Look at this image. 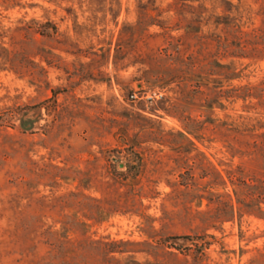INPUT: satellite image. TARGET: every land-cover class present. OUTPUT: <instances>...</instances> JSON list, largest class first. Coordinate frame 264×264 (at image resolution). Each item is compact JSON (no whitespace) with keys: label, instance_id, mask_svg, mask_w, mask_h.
Here are the masks:
<instances>
[{"label":"rangeland","instance_id":"374dc122","mask_svg":"<svg viewBox=\"0 0 264 264\" xmlns=\"http://www.w3.org/2000/svg\"><path fill=\"white\" fill-rule=\"evenodd\" d=\"M0 264H264V0H0Z\"/></svg>","mask_w":264,"mask_h":264},{"label":"trees","instance_id":"16d2710c","mask_svg":"<svg viewBox=\"0 0 264 264\" xmlns=\"http://www.w3.org/2000/svg\"><path fill=\"white\" fill-rule=\"evenodd\" d=\"M52 27H53V29H55V25H53Z\"/></svg>","mask_w":264,"mask_h":264}]
</instances>
